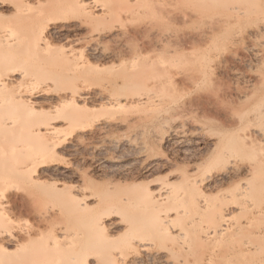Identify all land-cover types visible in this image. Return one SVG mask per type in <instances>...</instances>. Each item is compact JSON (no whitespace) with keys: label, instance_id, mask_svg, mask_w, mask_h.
Wrapping results in <instances>:
<instances>
[{"label":"bare ground","instance_id":"bare-ground-1","mask_svg":"<svg viewBox=\"0 0 264 264\" xmlns=\"http://www.w3.org/2000/svg\"><path fill=\"white\" fill-rule=\"evenodd\" d=\"M173 1L178 5L181 0H67L61 5L59 0H0V191L5 193L0 198V264L264 261L263 99L258 102L263 105L250 110L245 122L226 126L206 155L198 147L187 150L180 162L178 157L162 155L144 159L136 168L104 169L95 160L98 164L91 166L89 175L69 172L82 179L80 186L62 179L65 174L61 169H67L59 164L62 154L77 151L85 141L94 145L105 136L121 138L154 125L153 121L136 123L119 114L147 102L151 90L163 84V79L165 83L174 81L168 61H157L151 54L161 51L156 49L171 37L174 25L205 17L176 8ZM149 12L159 17L158 22L147 20ZM262 13L256 12L261 16H255L257 20L252 17L256 25L248 34L251 40L264 36ZM247 15L251 16L247 8L232 7L228 16L211 21L207 34L195 38L209 43L218 40L223 30ZM123 20L131 28L125 27ZM84 27H89L95 40L127 37L131 48L125 42L116 49L100 50L98 42L91 46L87 41L78 52L75 47L85 42L79 34ZM57 39H64L65 44L55 43ZM249 48L248 55L234 57V61L246 67L261 61L264 71V47ZM155 64L168 75L162 73V81L152 76ZM220 64L216 67H222ZM261 73L257 75L260 80L264 79ZM183 136L170 128L156 145L159 149L177 147ZM224 156L233 157L232 163L224 169L214 167L212 161ZM148 172L155 176H144ZM162 172H166L164 176ZM234 181L239 192H225L224 185ZM25 190L30 191L26 198L19 195ZM62 195L72 206L69 215L77 220L76 216L86 217L77 229L57 222L67 213L50 202ZM9 205L16 211L22 206L33 210L41 206L37 216L47 226L43 231L68 232L71 240L58 248L56 242L48 244L38 228L27 234L29 244L23 249L22 234L3 226L12 218V213L5 212ZM235 215L240 218L235 220ZM177 221H184L179 228L174 226ZM113 230L121 234L112 235ZM191 231L198 237L193 242L187 237L191 240L186 239L189 243L177 253L161 248L164 240L184 239ZM10 248L26 253L16 255Z\"/></svg>","mask_w":264,"mask_h":264},{"label":"rangeland","instance_id":"rangeland-1","mask_svg":"<svg viewBox=\"0 0 264 264\" xmlns=\"http://www.w3.org/2000/svg\"><path fill=\"white\" fill-rule=\"evenodd\" d=\"M66 1L67 0H59L60 5ZM100 1L108 2L109 0ZM111 1L113 0H110V2ZM256 2L257 0H218L217 2L211 0H181L180 3L176 5L175 1H173L172 4L176 8L181 7L189 12L203 13L205 15L201 21L193 20L185 25H174L175 28L171 29V37L164 40L156 49V51L159 49L161 51H157L156 54H151L157 57V61H168L172 69L174 81L169 82L171 84L168 82L165 83L163 77L165 78V75H168L164 71L162 73H165V75L162 74L160 71L161 66L159 67V64H155L152 76L154 74V77L159 79L164 75L162 77L163 81L159 79V81L161 80L164 83L156 85V87L151 90V97L144 104L127 107L123 114L118 113L121 118L124 117L125 119L126 117L133 122L145 124H147V121H153L154 125L147 126L144 129L140 127L123 137L120 136L121 138L116 135L105 136L102 142L97 141L99 145L96 144L97 142H95L94 145H89L87 141L83 142L79 145L77 151L66 152L60 156L61 158L58 161L61 163L59 164L67 168L61 169L65 174L63 175L65 179L63 176V178H61L64 181L66 180L65 182L69 185L80 186L82 184V179L76 174L75 176L69 174V172L76 170L78 172H86L89 175L93 168L91 166L98 164L95 160L101 162V164L104 165L102 167L104 169L125 166L126 168H136L141 164L142 160L159 159L162 155L170 159L178 157L177 159L180 162L185 152L188 153L190 149L192 150L198 147L202 148V154L206 155L208 151L212 149L213 145L217 143V140L226 126L233 127V125H236L240 120L241 122H245L247 116H249L250 110L252 111L256 108L257 104L259 106L263 105L260 104L261 101L259 100H264V85L258 82H263L262 80L264 79L260 80L261 77L258 79L257 76L259 72L264 73V71H262V62L260 61L259 64V61L255 60L252 62L253 64L251 63L249 65L250 67H246L234 61V57H244L248 55L246 53L248 47H250L249 49H253L251 46L254 48L256 47V49L258 47V50L261 49L259 46L264 47V36L252 40L248 38V34L254 29L253 27L256 22L254 20L261 17L258 16V14L257 17L256 12L260 14L264 12L261 8V0L257 2L259 7L256 5ZM237 5L247 8L248 14L251 13V16L249 17L247 15L248 17L245 16L246 18L244 17L242 21L231 24V27L222 31V38L218 40H214L210 43L208 40H196L195 37L198 34H207L209 25H211L210 23L213 19L217 17L225 18V16L231 13V8ZM168 6L170 7V5ZM148 15L147 20L158 22L156 18L159 17L157 15H154L152 12H149ZM123 23L125 27L131 28L128 21L123 20ZM88 32L89 27L80 29L79 34L83 35L85 42L83 41L84 43L75 47L78 52L83 50L84 45L88 42L91 43V46H95L97 44L96 42H98L100 50H103L104 47H108L110 50L116 49L117 46H121L125 42H129L130 45V41H128L129 39L127 37L95 40V37L89 35ZM240 36L242 40L239 39ZM54 42L57 44H65L64 39H57V41L55 40ZM129 48H131V45ZM168 63L164 64L168 65ZM219 63H221L220 66L222 67L217 68V64ZM207 65L209 66L207 67ZM262 73L261 76L264 78ZM260 84L263 86L261 87ZM202 88L213 89L214 92L212 95H209L207 91L201 90ZM243 95H247V97L244 98ZM212 113L215 114V117L211 116ZM115 116L118 115L116 114ZM170 128L177 132L184 133V138L181 140L182 143L177 147L170 148L168 146H163L159 149L158 144L156 145V143H158V138L163 132ZM63 134H65L64 131ZM92 146H95L96 149H93ZM202 169L205 170L206 167H202ZM165 173L166 172H162L161 175ZM152 175L155 176L154 173L148 172L144 176L149 177ZM236 184V181H234L232 184L224 185L223 188L225 192L229 194L237 193L239 190ZM99 187H101V185H99ZM99 190L101 191L102 189ZM29 192V190H25L19 193V195L26 198ZM63 196L64 195L56 196L50 202L51 205L67 213L59 218L57 222L61 225H68L70 230H73V228L77 229L80 225L82 226L86 217L80 218L76 216L78 218L77 220L75 216L69 215L70 213L68 214V211H71L72 206L64 201ZM29 207L31 206H22L20 207L21 210L18 208V212L13 206L9 205L5 212L9 214L12 213L10 215L12 217L11 221L3 223L5 228H10L22 234L20 244L24 245L23 249L27 248L29 244V240L26 237L27 234L33 233V230H38V228L39 231L41 230V232H43V239H46L48 244L56 242L58 248L61 244L63 247L66 242L71 240L72 237L69 236L68 232L64 234L55 232V234H53L51 231H47L49 230L48 228L43 231V227L47 226L43 225L45 223L37 216V212L41 211V206L35 207L36 210H33L34 207H32V209ZM239 218L240 216H234L235 220ZM114 220L116 219L114 218ZM183 222L184 221H177L174 223V226L179 228V226L183 225ZM120 229L121 228L118 230ZM118 230L111 231L112 235L115 234L116 236L121 234V231L117 233ZM52 236L53 238H51ZM187 237L192 238L193 242L198 235L197 232L191 231L184 239L183 236L172 237L169 242L168 240H164L163 243L160 244L161 248L166 247L171 249L174 253H177L181 248L183 249L185 247V243L187 244L191 240ZM9 250L16 255L26 253V250H19L18 252H14V248H10Z\"/></svg>","mask_w":264,"mask_h":264},{"label":"snow or ice","instance_id":"snow-or-ice-1","mask_svg":"<svg viewBox=\"0 0 264 264\" xmlns=\"http://www.w3.org/2000/svg\"><path fill=\"white\" fill-rule=\"evenodd\" d=\"M261 8H262V11H264V0H261ZM261 29L262 31H264V22L261 23ZM201 90L207 91L209 95H212L214 92L213 89H207V88H202ZM211 116L215 117V114L212 113ZM218 119H222V118H218ZM233 159H234L233 157L224 156L219 159H214L212 161V164L216 168L224 169L232 163ZM235 159H239V158H235ZM4 194H5L4 191H0V198H2ZM17 251H19V249ZM261 264H264V261H262Z\"/></svg>","mask_w":264,"mask_h":264}]
</instances>
